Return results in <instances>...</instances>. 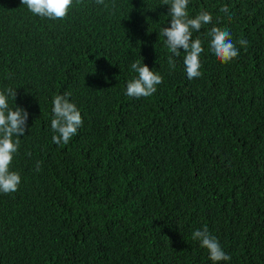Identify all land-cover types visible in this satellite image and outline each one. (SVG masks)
<instances>
[{"label": "trees", "instance_id": "1", "mask_svg": "<svg viewBox=\"0 0 264 264\" xmlns=\"http://www.w3.org/2000/svg\"><path fill=\"white\" fill-rule=\"evenodd\" d=\"M105 3L74 0L51 20L0 0V91L29 114L10 165L21 182L0 193V264H213L192 239L205 226L231 257L217 264H264V0H189L190 17L212 15L192 33L204 51L191 80L159 35L168 5ZM213 26L239 51L226 64ZM134 61L163 78L150 97L125 94ZM65 92L83 124L57 145Z\"/></svg>", "mask_w": 264, "mask_h": 264}, {"label": "clouds", "instance_id": "2", "mask_svg": "<svg viewBox=\"0 0 264 264\" xmlns=\"http://www.w3.org/2000/svg\"><path fill=\"white\" fill-rule=\"evenodd\" d=\"M22 5L34 15L51 20L66 18L74 0H20ZM77 3L80 0H76ZM95 3L109 5L105 0H95ZM162 4L168 5V16L171 17L170 26L162 27L159 35L165 37L164 43L172 55L168 57L169 67L174 69L176 64L173 57L180 56V49L186 53L183 59L184 68L189 80L202 75L200 68V55L204 51L199 38L193 39V31H199L202 25L211 24L212 15L201 10L194 17H190L187 11L189 0H162ZM222 13H228L227 6L221 7ZM219 20V18H217ZM210 37L209 50L211 54L222 64H226L239 55V51L231 38V32L227 29L213 26L208 31ZM238 43L246 50L248 41L240 39ZM131 69L138 75L128 81L125 94L129 97H150L157 91V85L163 81L159 73L153 72L142 61L131 63ZM15 89L9 87L0 91V193L10 194L18 190L21 177L18 172L10 170L14 154L20 145L19 137L25 133L28 112L19 106L10 108L8 97L15 99ZM70 92L55 95L52 99L51 129L53 143L67 145L77 134L83 124L81 113L77 106L70 101ZM16 137V139H13ZM36 171H40V163L36 164ZM192 239L199 241L202 248L207 250L209 259L213 264L220 261H228L231 257L222 249L217 238L209 232L207 226L192 232Z\"/></svg>", "mask_w": 264, "mask_h": 264}]
</instances>
